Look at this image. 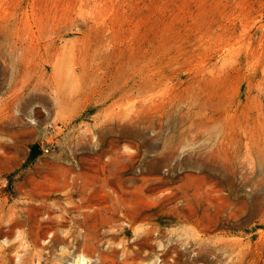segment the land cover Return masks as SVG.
Returning <instances> with one entry per match:
<instances>
[{
    "label": "rangeland",
    "instance_id": "1",
    "mask_svg": "<svg viewBox=\"0 0 264 264\" xmlns=\"http://www.w3.org/2000/svg\"><path fill=\"white\" fill-rule=\"evenodd\" d=\"M89 263L264 264V0H0V264Z\"/></svg>",
    "mask_w": 264,
    "mask_h": 264
},
{
    "label": "bare ground",
    "instance_id": "2",
    "mask_svg": "<svg viewBox=\"0 0 264 264\" xmlns=\"http://www.w3.org/2000/svg\"><path fill=\"white\" fill-rule=\"evenodd\" d=\"M78 204H80V203H78ZM86 205H87V204H86ZM78 207L80 208V206H78ZM72 208H73V207H72ZM72 208H70V209H72ZM83 208H85V207H83ZM65 209H66V208H65ZM81 209H82V208H81ZM85 209H86V208H85ZM89 209H90V207H89ZM46 210H47V209H46ZM53 210H54V209H53ZM53 210H51V211H53ZM37 211H38V210H37ZM40 211H41V210H40ZM40 211H39V212H40ZM86 211H87V209H86ZM20 212H21V211H20ZM58 212H59V211H58ZM63 212H64V211H63ZM65 212H66V211H65ZM65 212H64V213H65ZM76 212H77V211H76ZM78 212H79V211H78ZM40 213H41V212H40ZM40 213H39V214H40ZM48 213H49V212H48ZM50 213H51V212H50ZM50 213H49V215H50ZM55 213H56V212H55ZM61 213H62V212H61ZM66 213H67V212H66ZM95 214H96V212H95ZM18 215H19V214H18ZM21 215H22V214H21ZM51 215H53V214H51ZM58 215H59V214H58ZM62 215H63V214H62ZM69 215H70V214H69ZM69 215H68V216H69ZM96 215H97V214H96ZM22 216H23V215H22ZM37 216H38V215H37ZM45 216H46V215H45ZM63 216H64V215H63ZM93 216H95V215H93ZM46 217H47V216H46ZM51 217H52V216H51ZM58 217H59V216H58ZM72 217H74V216H72ZM79 217H80V216H79ZM81 217H82V216H81ZM87 217H88V216H87ZM87 217H86V218H87ZM41 218H42V217H41ZM64 218H66V214H65ZM67 218H68V217H67ZM86 218H85V220H86ZM39 219H40V218H39ZM42 219H43V218H42ZM47 219H48V218H47ZM51 219H52V218H51ZM75 219H77V218H75ZM75 219H74V220H75ZM80 219H81V218H80ZM91 219H92V218H91ZM60 220H61V219H60ZM77 220H78V219H77ZM44 221H46V220L44 219ZM64 221H65V220H64ZM81 221H82V220H81ZM42 222H43V221H42ZM60 222H61V221H60ZM89 222H90V221H89ZM92 222H94V221L92 220ZM49 223H51V221H49ZM76 223H77V222H76ZM100 223H101V222H100ZM112 223H113V222H112ZM19 224H20V223H19ZM83 224H84V223H83ZM87 224H88V223H87ZM90 224H91V223H90ZM96 224H97V223H96ZM126 224H127V223H126ZM128 224H129V222H128ZM50 225H51V224H50ZM62 225H63V224H62ZM73 225H74V224H73ZM122 225H123V224H122ZM130 225H131V224H130ZM9 226H10V225H9ZM57 226H59V225H57ZM93 226H94V225H93ZM128 226H129V225H128ZM10 227H11V226H10ZM55 227H56V226H55ZM60 227H61V226H60ZM80 227H82V226H80ZM109 227H110V226H109ZM113 227H114V226H113ZM116 227H117V226H116ZM48 228H50V227H48ZM48 228H47V229H48ZM92 228H93V227H92ZM92 228H91V232H92ZM130 228H131V227H130ZM17 229H18V228H17ZM59 229H60V228H59ZM64 229H65V228H64ZM76 229H77V228H76ZM80 229H81V228H80ZM86 229H87V228H86ZM111 229H112V228H111ZM146 229H149V227L146 228ZM151 229H152V228H151ZM12 230H13V229H12ZM45 230H46V229H45ZM48 230H51V229H48ZM87 230H88V229H87ZM94 230H95V229H94ZM113 230H114V229H113ZM149 230H150V229H149ZM58 231H59V230H58ZM62 231H63V230H62ZM67 231H68V230H67ZM84 231H86V230H84ZM150 231H151V230H150ZM3 232H4V231H3ZM3 232H2V233H3ZM5 232H6V231H5ZM43 232H44V231H43ZM53 232H54V231H53ZM71 232H72V231H71ZM74 232H75V231H74ZM87 232H88V231H86V234H88ZM94 232H95V231H94ZM112 232H113V231H112ZM118 232H120V231H118ZM124 232H125V231H124ZM127 232H128V231H127ZM147 232H148V231H147ZM8 233H9V232H8ZM82 233H83V232H82ZM89 233H90V232H89ZM114 233H115V232H114ZM3 234H4V233H3ZM76 234H78V233H76ZM83 234H84V233H83ZM98 234H99V233H98ZM43 235H44V234H43ZM47 235H48V234H47ZM62 235H63V234H62ZM90 235H91V234H90ZM120 235H121V234H120ZM143 235H144V234H143ZM150 235H151V234H150ZM1 236H2V235H1ZM4 236H5V235H4ZM41 236H42V235H41ZM66 236H67V234L65 235V237H66ZM60 237H61V236H60ZM67 237H68V236H67ZM69 237H70V236H69ZM76 237H78V236H76ZM80 237H81V236H80ZM112 237H113V236H112ZM117 237H119V236H117ZM117 237H116V239H117ZM143 237H144V236H143ZM93 238H94V237H93ZM7 239H8V238H7ZM7 239H6V240H7ZM59 239H60V238H59ZM79 239H80V238H79ZM91 239H92V238H91ZM149 239H150V238H149ZM47 240H48V239H47ZM51 240H52V239H51ZM76 240H77V239H76ZM82 240H83V238H82ZM43 241H44V239H43ZM73 241H74V240H73ZM77 241H78V240H77ZM86 241H87V240H86ZM121 241H122V240H121ZM139 241H140V240H139ZM80 242H81V241H80ZM83 242H84V241H83ZM143 242H144V241L142 240V244H143ZM61 243H62V242H61ZM72 243H74V242H72ZM84 243H85V242H84ZM86 243H88V242H86ZM122 243H123V241H122ZM136 243H137V242H136ZM138 243H139V242H138ZM54 244H56V242H55ZM63 244H64V243H63ZM78 244H79V243H78ZM95 244H96V243H95ZM140 244H141V243H140ZM144 244H145V243H144ZM80 245H81V244H80ZM107 245H108V244H107ZM61 246H62V244H61ZM63 246H64V245H63ZM66 246H67V245H66ZM82 246H84V244H82ZM82 246H81V247H82ZM90 246H91V245H90ZM92 246H93V245H92ZM127 246H128V245H127ZM141 246H142V245H141ZM68 247H69V246H68ZM78 247H79V246H78ZM116 247H117V246H116ZM118 247H119V246H118ZM122 247H123V246H122ZM66 248H67V247H66ZM83 248H87V249H88L89 247H87V245H86V246L83 247ZM90 248H91V247H90ZM109 248H110V247H109ZM124 248H125V247H124ZM124 248H123V249H124ZM127 248H128V247H127ZM138 248H139V247H138ZM79 249H80V248H79ZM94 249H95V248H94ZM105 249H106V247H105ZM116 249H117V248H116ZM64 250H65V249H64ZM76 250H77V249H76ZM111 250H112V248H111ZM77 251H78V250H77ZM117 251H118V250H117ZM134 251H135V250H134ZM134 251L132 250V252H134ZM36 252H37V251H36ZM38 252H39V251H38ZM89 252H90V251H89ZM91 252H92V251H91ZM93 252H94V250H93ZM96 252H97V249H96ZM101 252H102V251H101ZM119 252H120V251H119ZM130 252H131V251H130ZM132 252H131V253H132ZM138 252H139V251H138ZM131 253H130V257H131V255H132ZM134 253H135V252H134ZM134 253H133V254H134ZM136 253H137V252H136ZM80 254H81V253H80ZM80 254H79V255H80ZM106 254H107V253H106ZM111 254H112V253H111ZM119 254H120V253H119ZM126 254H127V253H126ZM96 255H98V253H96ZM102 255H103V254H101L100 256H102ZM107 255H108V254H107ZM87 256H88V255H87ZM93 256H94V255H93ZM77 257H78V256H77ZM106 257H107V256H106ZM126 257H127V255H126ZM137 257H138V255H137ZM88 258H89V256H88ZM88 258H87V259H88ZM94 258H95V256H94ZM104 258H105V257H104ZM117 258H118V257H117ZM127 258H128V257H127ZM127 258H126V259H127ZM133 258H134V257H133ZM90 259H91V257H90ZM108 259H109V258H108ZM103 260H104V259H103ZM113 260H114V257H113ZM104 261H105V260H104ZM97 262H99V261H97ZM105 263H106V262H105ZM113 263H114V262H113ZM113 263H112V264H113ZM89 264H90V263H89ZM96 264H97V263H96Z\"/></svg>",
    "mask_w": 264,
    "mask_h": 264
},
{
    "label": "trees",
    "instance_id": "3",
    "mask_svg": "<svg viewBox=\"0 0 264 264\" xmlns=\"http://www.w3.org/2000/svg\"><path fill=\"white\" fill-rule=\"evenodd\" d=\"M32 156V155H31Z\"/></svg>",
    "mask_w": 264,
    "mask_h": 264
}]
</instances>
